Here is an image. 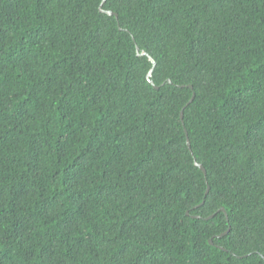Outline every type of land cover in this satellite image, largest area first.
<instances>
[{"label":"trees","instance_id":"1","mask_svg":"<svg viewBox=\"0 0 264 264\" xmlns=\"http://www.w3.org/2000/svg\"><path fill=\"white\" fill-rule=\"evenodd\" d=\"M0 264H264V0H0Z\"/></svg>","mask_w":264,"mask_h":264},{"label":"water","instance_id":"2","mask_svg":"<svg viewBox=\"0 0 264 264\" xmlns=\"http://www.w3.org/2000/svg\"><path fill=\"white\" fill-rule=\"evenodd\" d=\"M108 15H111L110 13H107ZM141 55H143V54H141ZM149 60L150 61H152L151 60V58H149ZM149 77V76H148ZM186 144H187V147H188V149H189V143H188V140H187V142H186ZM195 166H197L201 171H202V173L205 175V172H204V170H203V168L202 167H200V166H198L197 165V163H195ZM221 211L223 212V214L226 216V214H225V212H224V210L223 209H221ZM227 232H225L224 234H222L221 236H223V235H225ZM220 236V237H221ZM210 244H211V242H209Z\"/></svg>","mask_w":264,"mask_h":264}]
</instances>
